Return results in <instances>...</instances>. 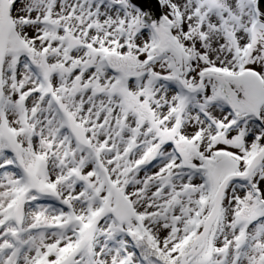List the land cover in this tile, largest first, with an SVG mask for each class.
I'll return each mask as SVG.
<instances>
[{
  "label": "snow or ice",
  "instance_id": "1",
  "mask_svg": "<svg viewBox=\"0 0 264 264\" xmlns=\"http://www.w3.org/2000/svg\"><path fill=\"white\" fill-rule=\"evenodd\" d=\"M0 264H264V0H0Z\"/></svg>",
  "mask_w": 264,
  "mask_h": 264
}]
</instances>
